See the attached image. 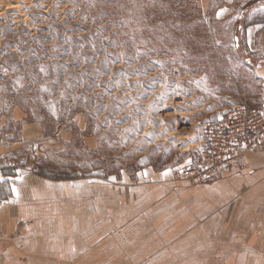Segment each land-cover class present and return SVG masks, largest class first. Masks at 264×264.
<instances>
[{
  "label": "rangeland",
  "instance_id": "1",
  "mask_svg": "<svg viewBox=\"0 0 264 264\" xmlns=\"http://www.w3.org/2000/svg\"><path fill=\"white\" fill-rule=\"evenodd\" d=\"M257 24L264 0H0V185L181 180L207 125L260 107Z\"/></svg>",
  "mask_w": 264,
  "mask_h": 264
},
{
  "label": "crops",
  "instance_id": "2",
  "mask_svg": "<svg viewBox=\"0 0 264 264\" xmlns=\"http://www.w3.org/2000/svg\"><path fill=\"white\" fill-rule=\"evenodd\" d=\"M248 29L264 107V28ZM205 185L167 172L135 180L4 177L0 264H264V149ZM9 185V186H8Z\"/></svg>",
  "mask_w": 264,
  "mask_h": 264
},
{
  "label": "built area",
  "instance_id": "3",
  "mask_svg": "<svg viewBox=\"0 0 264 264\" xmlns=\"http://www.w3.org/2000/svg\"><path fill=\"white\" fill-rule=\"evenodd\" d=\"M204 150L178 175L192 185L211 184L248 168L247 157L264 147V107H233L203 131Z\"/></svg>",
  "mask_w": 264,
  "mask_h": 264
},
{
  "label": "trees",
  "instance_id": "4",
  "mask_svg": "<svg viewBox=\"0 0 264 264\" xmlns=\"http://www.w3.org/2000/svg\"><path fill=\"white\" fill-rule=\"evenodd\" d=\"M50 178H54V179H61V178H63V177H50ZM75 177H72V179H74Z\"/></svg>",
  "mask_w": 264,
  "mask_h": 264
}]
</instances>
